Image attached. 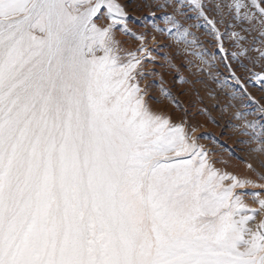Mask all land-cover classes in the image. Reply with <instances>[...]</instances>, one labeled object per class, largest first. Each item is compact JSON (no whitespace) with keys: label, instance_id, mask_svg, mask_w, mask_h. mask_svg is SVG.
Masks as SVG:
<instances>
[{"label":"snow or ice","instance_id":"6c2138e0","mask_svg":"<svg viewBox=\"0 0 264 264\" xmlns=\"http://www.w3.org/2000/svg\"><path fill=\"white\" fill-rule=\"evenodd\" d=\"M129 7L164 13V27L138 19L199 61H186L193 75L205 66L228 88L189 31L206 22L240 89L220 113L245 109L233 130L248 138L254 178L210 159L199 143L210 137L195 135L203 125L162 79L161 97L185 118L152 110L141 81L159 75L145 71L156 57ZM251 82L264 92V0H0V264H264V124L248 119L264 118V103Z\"/></svg>","mask_w":264,"mask_h":264},{"label":"rangeland","instance_id":"374dc122","mask_svg":"<svg viewBox=\"0 0 264 264\" xmlns=\"http://www.w3.org/2000/svg\"><path fill=\"white\" fill-rule=\"evenodd\" d=\"M132 2H133V0H128L129 4H131ZM135 2L136 3H140L141 0H135ZM153 11H155V9H153ZM137 12H138L137 13L138 15L135 16V18H136V20H134L135 22H140L141 21L140 19H138V17H144L145 19H148V20L150 18L153 19V17L148 15L147 9H143L142 8V9H140ZM162 15H164V13L156 12V19L155 20L153 19L154 20L153 23H157L158 26H163L164 27L163 23L159 20V17H161ZM194 15H195L194 13H189L190 17H192ZM133 19H134V17L129 15L130 24H131V20L133 21ZM201 20L203 21V19H201ZM192 22L193 23H197L195 20H192V19H189L187 21L188 24H192ZM205 23L206 22L203 21L201 24H203V26H204ZM185 26L187 27V24H185ZM201 28L202 27H200L199 30H196V28H190L189 31H191L198 38L200 43L202 42V45H203L204 49L207 50L210 55H216V57L218 58L215 61V65H216L215 68L212 69L211 71L216 73V74H218L216 76V79H217L218 82H222V81L225 80V75H230V73L227 71V69L224 66V64L221 62V60L223 58V53H221L219 51V49L216 47V41L213 38H211L210 36H208V35L206 36L205 35V27H203L202 29ZM221 31H224V29L221 28ZM206 39H208L209 41L206 40ZM170 44L172 46L173 52H175L174 54L177 55V53H179L178 56H179L180 59H183L185 57V59H183V61L191 60L193 65H195V64L199 65V61H196L192 56L188 55L186 53V51L184 50L182 45L178 46L171 40H170ZM225 47L229 49V52H231L233 50L231 48L230 42L227 41V40H225ZM210 63H212V61H210ZM178 64H176V63L174 64L175 65V69H178V71L172 69V70L175 71L176 74L180 73L179 70H180V67L182 66L180 62H178ZM219 67H221V68H219ZM233 67H235V65H233ZM204 69H205V66H201L200 81L202 80L201 81L202 83H201L199 89L196 91V89L191 86L190 92L188 94V96L190 98L188 97L187 99H185L183 101L178 100L176 97L175 98H176L177 102L182 104L183 109H185L187 111V116H188V114H191V112H193V111L196 112L197 111L196 113H197V115H199V118H200L199 120L200 121L197 120V121H195V123H196V125H203V127L200 128L199 131L195 133L196 136H200V135H201L200 137H204V136L210 137L211 136L213 130H212V128H209L207 126V125L210 124V123L207 122L208 121V119L206 118L207 116H211L216 121L217 125L223 124L222 126H227V127L229 126L228 128L230 130V133H231L232 137L233 138L235 137L234 138V142L235 143L238 142L235 145H237V146L241 145L239 147H241L243 149L242 150V153H243L242 160L240 161V163H241L242 169H244L246 171V169L244 167L245 163L246 162L247 163H253V165L255 166V159L251 155H249V148L239 143V141L247 140L248 138L238 135V133L233 130V126L240 123V121H237L234 118L236 111L237 110L245 111V109H241L240 105H239V102L234 101L233 103L236 104L235 108H231L230 107L229 110L226 113H223V114L220 113V108L229 103L228 99H227V95H228L229 89H232L234 91H240L239 86L237 85V87H236L235 82L233 81V83H229L228 84V88L217 87V83L213 82L212 80H210L208 78L209 71H206ZM255 70L259 71V69H255ZM237 74L243 76V73H240L239 71L237 72ZM163 85H164V82H163ZM164 88H165V85H164ZM148 90H150V91H148L147 97L151 98V100H153V102L155 103V110H156L157 113L165 114L167 110H170V114L171 115H175V118L178 117V118H176L175 122H179L181 119L185 118V117H182V116H184L183 111H178L169 101H167V100H165V99H163L161 97V94H160V91H158L159 88H158L157 85L151 86ZM248 91L257 100L261 101L262 103L264 102V92L259 91L258 88L254 84H251V86L249 87ZM195 93H201V97H203V98L200 97V99H199L201 104L199 106H197L198 108L196 107V98H193V97H196ZM192 98H193V100H192ZM182 102H184V103H182ZM253 107H255V106L250 104V107L247 110L249 111V109L253 108ZM200 109L206 110L207 111V116L201 115L200 111H199ZM248 119L252 120L253 118H251V116H250V117H248ZM212 126L214 128L216 127L214 125H212ZM252 147H254V145H252Z\"/></svg>","mask_w":264,"mask_h":264},{"label":"bare ground","instance_id":"6f19581e","mask_svg":"<svg viewBox=\"0 0 264 264\" xmlns=\"http://www.w3.org/2000/svg\"><path fill=\"white\" fill-rule=\"evenodd\" d=\"M137 13H138L137 11H134L131 7H129V15L134 17L133 21L131 20L132 30L137 32V34H139L141 32L149 34L147 47L151 50V55L156 57V60L154 61V66H152L150 68H145V71L146 72L152 71V72H155V73L159 74V75L146 77L145 80L141 81V87L149 89L151 86L157 85L158 88H159L160 87V83H161V79H162V80H164L163 82H164V85H165V89L170 91L173 94L174 97H176L180 101H183V100L187 99L189 97L188 94L190 92L191 86L194 87L196 89V91H197L199 89L200 85H201V83H196V81H200V72L198 74L193 75V72L194 73L196 72V68L195 67H193L192 70L189 71V65L186 63V61H183V59H185V57L183 56L184 58L180 59L178 55L174 54L175 52H173L172 46L170 44V40L167 37H164V36L158 35L156 33H153L151 31V28L150 27H145L144 24H142L141 21L140 22H135L134 20H136L135 16L138 15ZM145 20L147 22H153L154 21L152 18H150L149 20L148 19H145ZM202 22H203L202 20L199 21L201 27L203 28L204 27L203 26L204 23L201 24ZM159 27H163V26H159ZM153 35L156 36V40L155 41H153L151 39V36H153ZM117 39L122 40L124 42L125 49H127L129 51L135 50L137 47H139V43L137 41L130 40L127 37H123V36H119L118 35ZM206 40H208V39H206ZM201 44H202V42H201ZM164 57H168V60L173 65L175 63L178 64V62L181 63L182 66L180 67V70H179L180 73L179 74H176L174 70H172V69H170L168 67V64L164 60ZM195 65H198V64H195ZM219 68H221V67H219ZM181 76H183L185 79L189 80L191 82V84L190 85H184V84H181V83H177V81L179 80V78ZM225 80H227L228 84L229 83H233L231 75H225ZM251 84L255 85L254 82H251ZM236 87H237V85H236ZM148 91H150V90H148ZM237 92H239V91H237ZM195 94H196V97H193V98H196V107H197V106H199L201 104V102L199 100L200 97H201V93H195ZM193 98H192V100H193ZM201 98H203V97H201ZM145 99H146V101H148V103L151 106L152 110L154 112H156L155 103L153 102V100H151V98H148L147 96L145 97ZM182 103H184V102H182ZM254 110H255V107L249 109V111H254ZM196 112L193 111V112H191V114H188V116L186 117L190 124H196L195 121H197V120L200 121L199 120L200 119L199 115H197ZM165 115H170L172 117L173 122H175L176 118H178V117L175 118V115H171L170 114V110H167ZM182 117H184V116H182ZM251 118L258 120L261 124H264V118H262L259 114L256 115L255 117L251 116ZM222 125L223 124H220L219 127H215V128L211 124L207 125L209 128H212V130H213L212 134L210 136V139H202V140L199 141V143L204 146L206 151H208V152L213 154L210 157L211 160H216V161L223 160V161H226L227 162L226 163V167H227V170L229 172H233L234 174H236V175H238L240 177L254 178V177H252V174L250 172H247V170L245 171L241 167L240 161L242 160V155H243V153H242L243 149L241 147H239L241 145H239V146L235 145L238 142L237 143L234 142V138L235 137L234 138L232 137V135L230 133V130L228 128L229 126L227 127V126H222ZM213 140L215 142H213ZM215 166L218 167V168H224L225 167V165L219 164V163H217ZM237 191H249V192H251V191H260V190L259 189H243V190L238 189Z\"/></svg>","mask_w":264,"mask_h":264}]
</instances>
